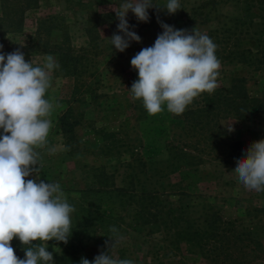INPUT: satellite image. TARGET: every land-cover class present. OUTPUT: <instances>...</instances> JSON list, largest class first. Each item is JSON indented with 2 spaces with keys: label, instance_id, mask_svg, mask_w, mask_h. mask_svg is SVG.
Wrapping results in <instances>:
<instances>
[{
  "label": "rangeland",
  "instance_id": "obj_1",
  "mask_svg": "<svg viewBox=\"0 0 264 264\" xmlns=\"http://www.w3.org/2000/svg\"><path fill=\"white\" fill-rule=\"evenodd\" d=\"M207 1L179 0L181 9L169 15L162 8L167 0H152L161 8L148 10V22H139L129 11L126 18L134 26L130 30L141 40L130 42L124 52L112 47L108 39L114 33L122 35L113 10H118L123 0H38L37 7L25 12L23 30L6 35L5 55L19 49L25 60H32L34 65L41 64L46 55H52L60 65L52 73L53 86L46 95L59 107L50 117L53 126L47 147L37 150L42 165L37 182L59 183L67 202L75 209L68 243L48 242L55 264H58L55 255L70 249L80 260L93 261L107 251L105 241L113 235L110 231L113 226L123 239L112 255L132 260L133 264H231L224 258L209 259L195 243L187 241V235L197 229L203 232L220 227L222 235L230 236L235 254L241 245V235L248 232L264 249V192L247 190L234 171L236 162H223L225 153L233 151L231 146L211 144V139L202 137L199 154L188 148L182 157L175 150L179 153L176 155L179 168L165 175L160 172L164 169L139 162L164 161L169 157L170 144L180 146V142H195L199 138L183 116L169 113L166 106L161 113L149 116L142 101H134L129 91L138 79L131 59L142 48L152 46L162 33L158 20L177 30L196 28L208 35L231 25L235 18H256L259 13L256 5L248 6L237 0H216L215 4ZM45 17L56 18L61 27L42 32L40 44L68 46L73 53L83 49L78 52L86 53V71L81 78L67 74L57 54L33 46L37 23ZM62 32L68 35L66 42ZM238 44L242 49H257L253 35H244ZM219 61L217 88L228 87L235 77H245L251 95H264L263 71L235 61ZM83 83L89 84L91 90ZM65 113L71 124L63 127L61 118ZM218 125L212 130L225 135L222 143L234 140L241 143L242 158L251 143L264 139V112L254 113L246 120L223 118ZM231 125L233 130L229 131ZM52 147L56 151L49 154ZM117 188L123 190L117 193ZM143 188L157 193L163 206L142 200ZM99 189L106 193L94 194ZM179 205H183L179 211L188 222L165 217L163 211L167 207ZM141 212L148 215L140 219ZM215 219L217 223L213 226L211 222ZM11 243L14 250H23L18 239ZM252 254L247 253L251 264H264L262 253L256 257Z\"/></svg>",
  "mask_w": 264,
  "mask_h": 264
},
{
  "label": "clouds",
  "instance_id": "obj_2",
  "mask_svg": "<svg viewBox=\"0 0 264 264\" xmlns=\"http://www.w3.org/2000/svg\"><path fill=\"white\" fill-rule=\"evenodd\" d=\"M152 0H123L115 12L119 20L112 47L124 52L130 42L141 38L130 30L127 14L131 11L139 22H148ZM163 9L169 15L181 9L179 0H167ZM161 34L154 44L142 48L131 59L138 79L129 90L132 99L141 100L149 116L166 109L179 116L203 93L212 94L218 87L220 61L216 45L207 34L196 28L177 30L158 20ZM3 46L0 45V48ZM60 65L52 55L41 64L25 60L19 49L9 54L0 52V264H55L48 242L68 243L71 236V206L59 183L39 179L41 155L47 147L52 128L50 119L59 107L46 98L52 88V73ZM232 131V125L227 128ZM49 154L56 151L48 149ZM238 181L247 189L264 192V139L246 149V156L236 161ZM35 176L36 179H26ZM112 236L105 241L107 251L93 261L81 258L80 264H133L129 259L112 255L123 239L113 226ZM13 239H18L25 252L23 259L15 254ZM39 242V243H34Z\"/></svg>",
  "mask_w": 264,
  "mask_h": 264
},
{
  "label": "trees",
  "instance_id": "obj_3",
  "mask_svg": "<svg viewBox=\"0 0 264 264\" xmlns=\"http://www.w3.org/2000/svg\"><path fill=\"white\" fill-rule=\"evenodd\" d=\"M237 1H241L248 6L251 4L256 5L259 9V13L256 18H235L232 20L231 25L224 26V28L220 30L211 31L208 36L217 46L215 55L221 61H235L245 64L249 68H254V70H261L264 72V0ZM207 3L215 4L216 0H208ZM37 5L38 0H0V45L3 46L0 48V52L4 53L5 50L8 49L5 45L6 35L9 33L21 32L23 30L25 12L28 9L37 7ZM57 21L58 20L54 17H45L38 21L33 38V46H40L41 48H45L47 53L57 54L65 72L79 79L86 71L84 68L86 53L82 52V54H79L83 49L78 51L79 53H73L68 46L53 45V47H50L48 43L40 44L42 32H50L51 30L61 27ZM62 35L64 42H66L68 39L67 33L62 32ZM244 35L254 36L257 43V49H255V51L249 48L242 49L239 47V40ZM91 75L92 79L94 78V82H96L95 74L92 73ZM83 84L86 86L87 90H91L89 84ZM257 112H264V95H251L246 88V78L235 77L231 80L228 87L216 88L212 94L205 92L195 98L192 104H190L181 115L187 120L191 130L194 131L197 137H199L197 141H187L185 143L180 142V146H175L174 143L170 144L168 148L169 157L164 161L145 162L140 159L139 162L141 165L158 166L159 168L164 169L163 171H160L161 175H165L167 172L175 171L179 168L180 161L176 156L179 153L175 152V150L180 151L182 157H184L185 150L188 148L199 154L201 152L198 150L200 140L202 137H206L207 140L211 139V144L218 146L221 144H223L222 146H231L233 151L225 153L223 162L229 164L234 163L237 159L242 158L243 147L241 143L236 140L228 142L227 144L222 143L225 135H222V132L220 131L215 132L212 129L213 127L219 128L218 121L220 119L233 117L246 120ZM61 123L63 127L70 126L71 123L69 122V117L66 113L62 116ZM122 190V188H117L115 191L120 193ZM104 192V190L100 191L99 189L94 191V194L97 193L100 195ZM141 196L142 200L147 199L149 202H155L157 206H163V203L159 201L157 193L155 192H148L143 188ZM145 205L143 207H145ZM182 206L183 205L176 207L169 206L163 211V213L166 214L165 217L167 219V216H169L172 221L184 219L188 222V218L183 212H180ZM177 211H179L181 216ZM138 214H143L139 215L140 219L143 218L144 214L145 216L148 215L147 213L142 212ZM157 214H159V211ZM99 218H102V215H100ZM109 219L112 220V217ZM149 219L150 217L146 218V220ZM211 223L214 226V224L217 223V219ZM214 229L215 230L207 229L203 232L199 229L191 231L192 233L190 232L186 237L187 241L195 243L197 248L201 250V253L209 259L216 258L217 260L224 258L225 260L232 262L231 264H251V260L247 259L248 252H253V257H256L258 253L264 255V249L249 232L241 235V245L238 246L237 254H235L232 251L230 236L225 234L222 235L220 227L219 230L218 227H215ZM247 248L249 250H247ZM64 252L65 253L61 255H55L58 264H70L68 262L74 261L77 262L76 264H80L81 260L73 250L70 249L69 251ZM15 254L21 259L25 256L23 250H15Z\"/></svg>",
  "mask_w": 264,
  "mask_h": 264
}]
</instances>
